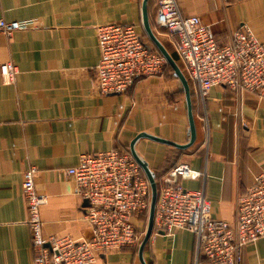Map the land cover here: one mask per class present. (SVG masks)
I'll use <instances>...</instances> for the list:
<instances>
[{"label": "crops", "instance_id": "1", "mask_svg": "<svg viewBox=\"0 0 264 264\" xmlns=\"http://www.w3.org/2000/svg\"><path fill=\"white\" fill-rule=\"evenodd\" d=\"M185 16L197 15L218 43L241 24L264 45V0H176ZM142 0H0V19L29 26L0 31V65L16 66L14 80L0 74V264H33L23 172L36 168L35 188L46 195L40 207L45 235L89 236L82 201L65 170L84 152L129 150L140 132L183 144L188 140L184 94L164 67L139 77L120 94L101 95L96 29L109 23L142 27ZM155 1L147 5L153 32L175 52L174 40L154 24ZM181 63L182 61L179 60ZM183 64V63H182ZM196 136L186 149L140 138L135 150L155 175L175 161L201 172L184 180L201 188L211 215L234 221L237 198L264 169V91L233 92L213 87L202 99L188 80ZM182 95V96H181ZM140 218H134L139 228ZM195 237L186 229L152 232L143 250L147 264H194ZM94 264H141L135 247L100 254ZM198 264H208L200 259ZM240 264H264V236L246 244Z\"/></svg>", "mask_w": 264, "mask_h": 264}, {"label": "built area", "instance_id": "2", "mask_svg": "<svg viewBox=\"0 0 264 264\" xmlns=\"http://www.w3.org/2000/svg\"><path fill=\"white\" fill-rule=\"evenodd\" d=\"M154 24L174 40L178 59L204 99L215 86L233 92L264 91V45L250 27L241 24L229 39L218 43L197 15L185 16L176 0H154ZM29 26L28 21L0 19V31L9 35ZM99 59L95 66L101 95L124 93L135 79L160 75L166 61L148 44L133 24L109 23L96 29ZM17 73L11 62L0 65L7 82ZM75 194L86 204L83 216L89 236L45 235L40 207L46 195L35 188L36 168L23 172L21 190L27 208V225L33 264H94L111 250L139 245L140 232L134 223L148 212V181L129 150L118 147L84 152L65 170ZM201 172L184 161L162 178L154 211L153 231L170 233L186 229L194 234V264H240L243 247L264 236V169L236 201L232 223L211 215L210 201L201 188L189 189L184 180H197Z\"/></svg>", "mask_w": 264, "mask_h": 264}, {"label": "water", "instance_id": "3", "mask_svg": "<svg viewBox=\"0 0 264 264\" xmlns=\"http://www.w3.org/2000/svg\"><path fill=\"white\" fill-rule=\"evenodd\" d=\"M147 5L148 0H142L141 3V15H142V27L143 31L147 37V39L152 43L155 48L159 51V53L164 57L166 64L172 69V74L175 78L178 79L181 89L184 94V99L186 103V111H187V118H188V140L186 143L179 144L175 143L173 141L157 137L145 132L138 133L129 143V152L137 162V164L140 166L141 170L143 171L148 184H149V204H148V212H147V220H146V227L143 233V236L139 242L138 245V259L141 264H147L143 259V250L148 242L152 232H153V222H154V211H155V205L157 201V185L155 181V176L153 171L148 167V164L145 160H143L137 151L135 150V144L138 139L140 138H148L150 140L167 144L173 147H176L178 149H186L189 146H191L195 141L196 136V129H195V123L193 119L192 114V105H191V96H190V89H189V83L188 79L183 74L182 70L178 66L176 60L172 57V55L169 53L167 48L161 43V41L156 37L155 33L153 32V29L151 27L149 17H148V11H147ZM84 204L86 202L84 201Z\"/></svg>", "mask_w": 264, "mask_h": 264}, {"label": "trees", "instance_id": "4", "mask_svg": "<svg viewBox=\"0 0 264 264\" xmlns=\"http://www.w3.org/2000/svg\"><path fill=\"white\" fill-rule=\"evenodd\" d=\"M149 1H150V0H148V2H149ZM151 25H152V23H151ZM153 28H154V27H153ZM152 47H153L154 49H156L155 46H154L153 44H152ZM156 50H157V49H156ZM171 55H172V57H173L176 61H178V57H177L176 52L173 53V51H172V52H171ZM165 66H167V64H166ZM169 68H170V67H169ZM170 70L172 71L171 68H170ZM180 93L183 95V91H182V90L180 91ZM178 162H179V161H175V162L171 163L170 165H168V167L165 169V171H164L163 174L158 175V176L154 174V176H155V181H156V185H157V192H159V189H160V186H161L162 178H163V177L169 172V170H170L174 165H176ZM148 199H149V197H148ZM139 218L141 219V221H145V219L147 218V212L143 213ZM138 230H139V228H138ZM139 232H140V240H141L143 232L140 231V230H139ZM139 242H140V241H139ZM146 244H147V243H146ZM135 250H136V252H137V250H138V245L135 247Z\"/></svg>", "mask_w": 264, "mask_h": 264}, {"label": "rangeland", "instance_id": "5", "mask_svg": "<svg viewBox=\"0 0 264 264\" xmlns=\"http://www.w3.org/2000/svg\"><path fill=\"white\" fill-rule=\"evenodd\" d=\"M151 27H152V29H153L154 25L152 24ZM153 30H154V29H153ZM166 48H167V50L169 51L170 54H171L172 51H173V53H174V50H173L171 47L168 46V47H166ZM179 60H180V59H178V61H176V62H177V64H178V66L180 67V69L182 70V72H183V74L185 75V77L189 80V77H188V74H187V71H186V67H185V65L182 64ZM166 68H167V70H168L169 72L172 73V71L170 70V68H169L168 65L166 66ZM180 94H181V93H180ZM181 96H182V95H181ZM146 220H147V219H145V221H143L142 224L139 226V230L142 231L143 233H144V230H145V227H146ZM142 236H143V234H142Z\"/></svg>", "mask_w": 264, "mask_h": 264}]
</instances>
